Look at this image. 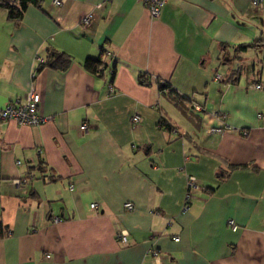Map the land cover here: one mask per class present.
I'll use <instances>...</instances> for the list:
<instances>
[{"label":"crops","instance_id":"1","mask_svg":"<svg viewBox=\"0 0 264 264\" xmlns=\"http://www.w3.org/2000/svg\"><path fill=\"white\" fill-rule=\"evenodd\" d=\"M252 1L0 8V108L33 88L51 117L0 122V264H264V45L236 49L264 42ZM48 47L67 69L36 70Z\"/></svg>","mask_w":264,"mask_h":264},{"label":"built area","instance_id":"2","mask_svg":"<svg viewBox=\"0 0 264 264\" xmlns=\"http://www.w3.org/2000/svg\"><path fill=\"white\" fill-rule=\"evenodd\" d=\"M168 0H142V2L145 4V6L148 9L149 14L153 18H157L160 14V10L162 6L167 2ZM63 0H53L54 5L60 6L62 4ZM253 4L261 8V0H253ZM98 6H101V3L98 4ZM91 15L88 14L84 16L81 20V23L84 25H88L90 23ZM214 79L217 81H223V77L219 74H216L214 76ZM255 88H261V83L254 84ZM107 88L110 92L114 91V88L111 83L107 85ZM41 102V96L40 94L35 91L33 88H31L25 95L24 98H15L14 100L8 101L3 105L2 108H0V122L3 121H9L14 120L20 125H40L48 120L51 119L50 116H45L39 111V105ZM201 107L199 105H195V109H200ZM142 120L141 116L136 113L132 116L131 121L132 123L138 124ZM87 128V123L83 122L80 125L81 130H85ZM213 131H220L219 128H212ZM19 162V161H17ZM16 183H21L20 180H16ZM196 187L195 180L192 176H188L187 182H186V195H185V202H187L192 197L191 189ZM92 207H95L96 204H91ZM124 207L127 210H132L134 208V205L127 201L124 203ZM59 218L56 217L54 220L57 221ZM229 224L232 225V229L235 230L237 226L234 224L233 220H229ZM117 237L120 241L126 242L127 241V234L125 231H122L117 234ZM174 240H178V237L175 236ZM149 253L153 257H158L159 251L157 249H150ZM46 257H49V255H46Z\"/></svg>","mask_w":264,"mask_h":264},{"label":"trees","instance_id":"3","mask_svg":"<svg viewBox=\"0 0 264 264\" xmlns=\"http://www.w3.org/2000/svg\"><path fill=\"white\" fill-rule=\"evenodd\" d=\"M33 3L35 5H39L40 0H0V8H4L8 11V14L10 17L14 19H19L28 4ZM260 45H264V42L262 41H252L250 43H243L239 44L236 49L238 51L246 50L248 48H254ZM72 62V57L70 54L62 51H58L53 48H47L46 50V56L44 57V60H42L39 64L36 70H40L43 67H51L55 69L65 70L68 68L70 63ZM104 61L100 58L95 57H88L85 59L83 65L86 69L89 71L102 75L101 67L104 65ZM138 79L141 84H149L148 82V76L145 72H140L138 74ZM164 87H167L169 89H172L167 82L163 83ZM170 92L176 94L175 98L180 97L174 89L170 90ZM159 124L164 125L166 128H170V123L164 118H160ZM4 233L3 227L0 226V235Z\"/></svg>","mask_w":264,"mask_h":264},{"label":"bare ground","instance_id":"4","mask_svg":"<svg viewBox=\"0 0 264 264\" xmlns=\"http://www.w3.org/2000/svg\"><path fill=\"white\" fill-rule=\"evenodd\" d=\"M186 206V205H185Z\"/></svg>","mask_w":264,"mask_h":264}]
</instances>
